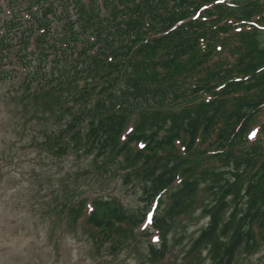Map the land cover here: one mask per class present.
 Wrapping results in <instances>:
<instances>
[{"label": "trees", "instance_id": "trees-1", "mask_svg": "<svg viewBox=\"0 0 264 264\" xmlns=\"http://www.w3.org/2000/svg\"><path fill=\"white\" fill-rule=\"evenodd\" d=\"M18 78L38 145L122 156L149 205L181 179L155 230L211 195L189 256L233 264L264 240V0H0V84ZM148 213L100 198L85 225L109 237Z\"/></svg>", "mask_w": 264, "mask_h": 264}, {"label": "rangeland", "instance_id": "rangeland-1", "mask_svg": "<svg viewBox=\"0 0 264 264\" xmlns=\"http://www.w3.org/2000/svg\"><path fill=\"white\" fill-rule=\"evenodd\" d=\"M19 80L0 84V264H214L208 251L199 259L189 256L192 241L208 224L201 211L211 195L203 192L199 203L193 201L186 208L187 218L168 221L167 231L155 230L153 219L183 185L181 179L173 191L149 205L142 202L149 197L143 195L142 185L122 156L103 164L83 155L82 148L79 154L56 156L49 146L38 145V131L46 125L28 120L29 109L19 98L23 93L17 87ZM47 102L52 108L51 100ZM61 117L63 112H58L52 124ZM100 198L115 200L139 222L148 208L149 213L140 224H117L109 237H103L85 225L91 203ZM72 205L77 207L71 215L61 212ZM162 244L167 247L165 258L153 260L150 245ZM233 264H264V240L258 239L252 252L240 251Z\"/></svg>", "mask_w": 264, "mask_h": 264}]
</instances>
